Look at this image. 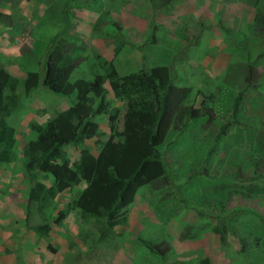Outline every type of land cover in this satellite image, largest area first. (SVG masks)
I'll list each match as a JSON object with an SVG mask.
<instances>
[{
    "label": "rangeland",
    "instance_id": "374dc122",
    "mask_svg": "<svg viewBox=\"0 0 264 264\" xmlns=\"http://www.w3.org/2000/svg\"><path fill=\"white\" fill-rule=\"evenodd\" d=\"M257 3L261 4L255 0H0L6 15L0 19V65L18 79L23 80L27 71L43 75L47 48L64 38L86 45L91 53L75 65L71 81L90 80L99 72L93 56L111 60L115 44L123 39L125 46L113 58L120 74L171 65L175 84L213 94L214 117H221L211 121L201 116L182 130L169 129L156 148L167 174L139 190L129 208L128 226L105 232V240H98L100 225L78 211L47 237H37L25 223L29 183L24 161L0 164V264H197L201 257L211 264H264V200L234 194L221 204L222 193L216 189L251 177L249 148L254 135L264 130V40L250 35ZM152 33L159 39L154 44L142 38ZM259 54L263 56L258 58ZM105 88L111 98V84L106 82ZM23 99L8 118L16 128L19 151L35 136L28 127L30 120L45 124L74 101L42 85ZM200 101L196 99L197 106ZM231 119L239 125L232 126L229 145L217 133L221 123ZM98 122L106 138L110 134L106 117ZM95 140L83 147L95 152ZM223 148L228 150L223 171L219 176L206 174ZM65 150L71 162L78 159L77 147ZM84 187L81 181L58 193L46 211V221L51 224L52 217ZM34 215H29V225L38 219ZM215 227L224 231L226 244L213 232ZM242 238L247 239L246 250H241ZM140 239L159 245L168 258L160 262L139 244Z\"/></svg>",
    "mask_w": 264,
    "mask_h": 264
},
{
    "label": "trees",
    "instance_id": "16d2710c",
    "mask_svg": "<svg viewBox=\"0 0 264 264\" xmlns=\"http://www.w3.org/2000/svg\"><path fill=\"white\" fill-rule=\"evenodd\" d=\"M255 1L261 4L257 3L255 8L250 35L264 40V0ZM4 17L6 15L0 10V19ZM142 38H148L152 44L159 40L154 33L142 35ZM125 44V40H118L113 48V58L119 55ZM46 53L43 75L38 71H27L20 80L0 65V164L24 161L29 183L25 223L37 237H47L71 212L78 211L83 218H91L100 225L98 240H105V232L128 226L129 208L139 190L167 174L162 154L156 148L164 143L169 129L182 130L201 116H207L211 121L221 117L218 114L214 117L213 94L204 95L191 86L175 84L171 65L157 64L120 74L113 58L108 60L95 54L93 62L100 73L94 74L90 80L71 81L75 65L87 60L91 54L88 47L59 38L50 44ZM247 73L246 79L250 69ZM106 82L111 84V98L106 94ZM41 85L52 94L73 97L74 101L45 124L30 120L28 127L35 136L19 151L17 131L9 124L8 118L16 112L23 98H28ZM199 97L201 101L197 106ZM239 98L238 95L233 102V117L238 111ZM99 117H106L110 130L106 138L100 133ZM233 125L237 128L239 123L235 119L225 121L217 133L219 138L223 135L229 145L233 140ZM91 140L97 143L95 152L83 147ZM70 146L77 147L80 152L78 159L72 162L65 150ZM249 152L247 165L254 175L251 174L246 181L219 185L216 189L222 193L221 204H227L234 194L264 200V172L258 173L264 162V130L254 135ZM227 154V148L220 150L213 167L205 170L206 174L219 176ZM81 181L85 187L67 207L58 211L55 218L52 217L51 224L46 221V211L57 194ZM48 182H51L50 186L46 185ZM34 214L38 219L29 225V215L31 218ZM213 232L222 244H226L224 231L215 227ZM140 240L139 244L152 256H157L160 262L168 258L164 251H160L159 245ZM240 245L241 250H246L247 239L242 238ZM176 264L189 263L178 261ZM197 264L211 262L201 257Z\"/></svg>",
    "mask_w": 264,
    "mask_h": 264
}]
</instances>
